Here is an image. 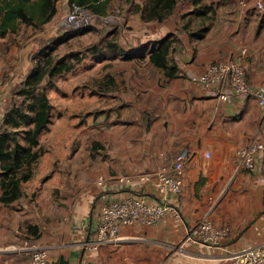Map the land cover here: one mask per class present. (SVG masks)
I'll use <instances>...</instances> for the list:
<instances>
[{
    "label": "crops",
    "instance_id": "obj_1",
    "mask_svg": "<svg viewBox=\"0 0 264 264\" xmlns=\"http://www.w3.org/2000/svg\"><path fill=\"white\" fill-rule=\"evenodd\" d=\"M60 3L67 1L59 0L57 8ZM202 3L204 10L210 7L207 28L200 37L182 34L183 44L173 54L177 76L166 78L151 65L119 70L121 81L114 88L120 92L110 96L118 107L109 112L121 122L97 137L105 154L97 177L104 176L106 182L96 185L90 196L78 197L73 213L65 212L71 215L68 227L35 240L46 249V264H226L230 251L264 241V149L250 170L241 168L236 156L251 140H264V108L252 97L229 94L222 100L192 80L215 60L246 48L247 80L264 87V17L252 7L242 11L237 0ZM147 23L158 32L164 29L163 22ZM1 98L0 113L7 106ZM183 148L188 156L180 194L159 192L153 182L140 180L139 174L169 165ZM125 175L128 183L116 182ZM244 182L255 190L243 188ZM125 195L167 204L174 212L166 211L152 226H123L114 241L85 248L100 207ZM27 211L26 204L20 208L16 201L0 202V264H29L28 252L20 248L27 236ZM204 218L228 229L222 246L185 240Z\"/></svg>",
    "mask_w": 264,
    "mask_h": 264
},
{
    "label": "rangeland",
    "instance_id": "obj_2",
    "mask_svg": "<svg viewBox=\"0 0 264 264\" xmlns=\"http://www.w3.org/2000/svg\"><path fill=\"white\" fill-rule=\"evenodd\" d=\"M131 1L141 3L142 0ZM190 7L188 1L179 2L174 13L163 21L164 29L158 32L152 23L148 24L133 12V6L126 0H111L107 13L93 16L84 29H75L65 22L68 6L60 3L56 14L41 28L21 25L17 32L0 38L1 101L7 105L12 90L36 63L33 53L41 43L57 38L61 41L55 45V55L68 51L85 54L71 71L55 76L52 79L55 87L47 90L52 117L48 129L39 136L43 154L34 165L31 179L22 183L23 195L16 201L18 207L26 204L28 208V221L23 225L25 239L39 240L43 235L49 238L53 232L68 227L71 215L65 212L73 213L78 200L97 189V172L105 162L97 137L114 130L112 126L121 122L120 116L111 117L109 112L110 108L118 107L110 100L113 92H120L114 88L118 89L121 81L122 75L118 72L148 67L146 60L139 56L108 58L105 53H109L104 49L107 42H112L115 49L123 48L121 52H132L134 49L126 48L129 44L154 42L169 32L178 35L181 41L183 33L196 32L208 21L188 13ZM186 22L189 27L182 34L176 31ZM92 44L103 46L100 53L94 55L85 50ZM75 166L79 167L76 171ZM249 187L252 186L243 183V188ZM29 226H36V231L32 232Z\"/></svg>",
    "mask_w": 264,
    "mask_h": 264
},
{
    "label": "trees",
    "instance_id": "obj_3",
    "mask_svg": "<svg viewBox=\"0 0 264 264\" xmlns=\"http://www.w3.org/2000/svg\"><path fill=\"white\" fill-rule=\"evenodd\" d=\"M58 1L0 0V38L17 32L21 25L34 29L41 28L56 14ZM66 1L67 6L76 3L102 16L107 13L111 0ZM184 1H188L192 7L188 13L210 19L207 15L210 7L204 10L202 0H142L141 3L126 0L133 6V12L138 13L145 22L165 21L174 13L178 3ZM201 25L198 31L187 34L200 37L207 28L205 23ZM188 27L189 24L186 22L176 31L182 34ZM60 41L57 38H50L39 45L33 53L36 63L12 90L10 102L0 117V202L5 205L21 198L23 195L21 185L31 179L34 165L43 154L39 136L48 129L52 117V105L47 93L48 89L55 87L52 79L61 73L71 71L85 57V54L79 51L55 55V45ZM179 44L178 35L169 32L154 42L129 44L126 48L134 49L132 52H121L123 48L115 49L112 42H107L104 49L109 53H105L108 58L117 55L121 58L139 56L145 59L148 65L160 69L166 78H172L178 73L173 54ZM102 48L103 46L99 44H92L85 50L96 55ZM29 229L35 232L36 226H29Z\"/></svg>",
    "mask_w": 264,
    "mask_h": 264
},
{
    "label": "built area",
    "instance_id": "obj_4",
    "mask_svg": "<svg viewBox=\"0 0 264 264\" xmlns=\"http://www.w3.org/2000/svg\"><path fill=\"white\" fill-rule=\"evenodd\" d=\"M239 8L244 11L252 7L257 15L264 17V0H238ZM98 15L87 7L76 3L68 5L64 17L67 24L75 29L89 25L91 19ZM247 57V49L240 48L231 57L215 60L192 80L212 90L220 99H227L229 94L252 97L264 108V87L248 82L243 66ZM2 93L0 91V98ZM3 112V111H2ZM2 113H0V117ZM264 149V140H251L236 150L239 166L244 169L254 167L255 155ZM188 156V150L183 148L169 165H162L152 172H143L139 178L145 182H153L159 192L180 194L182 190V172ZM117 183H128L129 176H118ZM106 182L104 176L97 177L95 184L102 187ZM166 211L174 209L164 203H149L138 195H125L102 205L98 211L97 221L89 240L83 242L85 248L97 247L114 241L118 231L123 226L134 223L152 226L157 224ZM228 229L214 225L204 218L186 234V241L200 243L211 248L222 246ZM21 249L29 254V264H46L47 252L43 244L37 241L23 240ZM226 264H264V241L234 249L225 257Z\"/></svg>",
    "mask_w": 264,
    "mask_h": 264
}]
</instances>
